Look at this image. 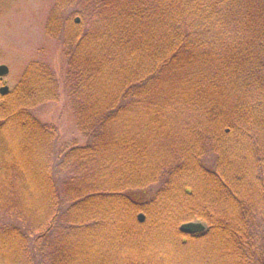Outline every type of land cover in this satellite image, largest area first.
Here are the masks:
<instances>
[{
    "label": "trees",
    "instance_id": "trees-1",
    "mask_svg": "<svg viewBox=\"0 0 264 264\" xmlns=\"http://www.w3.org/2000/svg\"><path fill=\"white\" fill-rule=\"evenodd\" d=\"M55 2L61 79L0 96V264H264V0ZM59 82L81 144L35 119Z\"/></svg>",
    "mask_w": 264,
    "mask_h": 264
},
{
    "label": "rangeland",
    "instance_id": "rangeland-1",
    "mask_svg": "<svg viewBox=\"0 0 264 264\" xmlns=\"http://www.w3.org/2000/svg\"><path fill=\"white\" fill-rule=\"evenodd\" d=\"M56 7L55 0H0V67L9 70L6 76L0 77V96L1 90L8 88L6 96L11 97L33 64L49 65L57 73V80L61 79L65 64L63 48L58 47L57 40L48 32L50 17L56 12ZM59 83V97L54 102L36 107L35 119L42 124L58 126L62 144L70 145L75 140L81 144L83 141L77 131L73 110L64 92L66 88ZM121 230L122 227L118 228L116 233L119 235ZM130 238L134 237L130 235L128 240ZM174 253L172 256L178 257ZM221 254L224 255L223 252Z\"/></svg>",
    "mask_w": 264,
    "mask_h": 264
},
{
    "label": "water",
    "instance_id": "water-1",
    "mask_svg": "<svg viewBox=\"0 0 264 264\" xmlns=\"http://www.w3.org/2000/svg\"><path fill=\"white\" fill-rule=\"evenodd\" d=\"M9 73L7 67H0V77H4ZM8 88L2 89V93L6 95L8 93ZM141 221H143V217H141ZM207 227L201 222H190L183 224L181 226V232L185 235H197L202 234L206 231Z\"/></svg>",
    "mask_w": 264,
    "mask_h": 264
}]
</instances>
